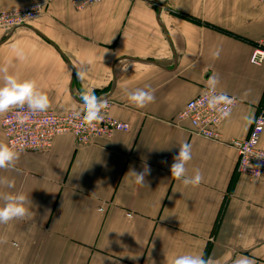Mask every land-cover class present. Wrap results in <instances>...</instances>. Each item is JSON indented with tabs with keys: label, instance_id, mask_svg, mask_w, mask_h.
Here are the masks:
<instances>
[{
	"label": "crops",
	"instance_id": "1",
	"mask_svg": "<svg viewBox=\"0 0 264 264\" xmlns=\"http://www.w3.org/2000/svg\"><path fill=\"white\" fill-rule=\"evenodd\" d=\"M34 5L42 8L36 18L0 29V68L34 79L58 112L79 110L77 94L91 88L130 130L89 144L60 134L48 150L18 152L13 168L0 169V179L32 201L31 215L0 224V264H173L201 253L209 264H264V180L236 173L238 153L228 143L245 138L264 111V61L250 62L264 42V5L0 0L7 9ZM213 75L215 88L239 100L217 127L220 141L178 118ZM146 85L154 99L137 107L127 93ZM0 142L7 143L1 125ZM182 142L191 145L186 174L198 169V185L170 174ZM145 165V183H134L126 173Z\"/></svg>",
	"mask_w": 264,
	"mask_h": 264
},
{
	"label": "built area",
	"instance_id": "2",
	"mask_svg": "<svg viewBox=\"0 0 264 264\" xmlns=\"http://www.w3.org/2000/svg\"><path fill=\"white\" fill-rule=\"evenodd\" d=\"M77 8H84L102 0H72ZM133 1V0H129ZM264 5V0H259ZM42 11L39 5L24 8L4 9L0 7V29L9 31L26 24L36 18ZM264 61V42L256 46L250 55V62L261 65ZM212 91L205 87L195 97L189 99L179 112V119H187L192 125V132L208 139L222 140L221 133L217 130L218 125L225 119H217L215 111L207 108L205 96ZM216 92L222 90L215 88ZM224 92V91H223ZM228 94V93H227ZM233 97L231 112L239 100ZM76 109L58 112L47 109L43 113H28L27 108H12L5 112L0 125L6 142L16 146L17 152L48 150L56 136L69 134L79 144H89L95 139L107 138L116 131H129L130 124L114 117L110 112V102L102 109L103 119L92 125L86 124L82 118L74 113ZM230 112V113H231ZM27 114L24 124L16 123L17 114ZM82 117V114H81ZM9 123H5V121ZM264 132V111H260L253 120L248 135L243 139H232L228 143L238 153L236 172L251 178L264 180V149L260 146V139Z\"/></svg>",
	"mask_w": 264,
	"mask_h": 264
},
{
	"label": "clouds",
	"instance_id": "3",
	"mask_svg": "<svg viewBox=\"0 0 264 264\" xmlns=\"http://www.w3.org/2000/svg\"><path fill=\"white\" fill-rule=\"evenodd\" d=\"M22 55V52L18 53ZM124 66L122 70H126ZM0 113H5L12 108H27L28 113H43L49 107V97L47 93L37 86L36 81L31 78H21L15 72H9L7 67L0 68ZM217 77L210 76L207 80V87L211 89L205 96L207 108L213 110L217 114V119H224L230 115L231 105L234 98L226 92H216ZM78 111L74 115L89 125L99 122L103 119L102 109L107 107V101L98 97L91 88H84L78 94ZM127 99L137 107H143L154 99L153 91L149 86L137 88L127 93ZM82 114V117H81ZM251 116H246L245 120L251 123ZM27 120V114H17L16 123L24 124ZM9 123V121H5ZM18 157L16 146L9 143L0 142V169L13 168ZM191 145L188 142L178 144V151L173 157L170 165V174L179 180L185 186L198 185L202 176L200 171L194 170L192 175L186 174V162L191 160ZM149 168L145 165L140 172L130 169L126 174L130 173L131 180L136 184H144L145 176L149 172ZM0 183L6 184L9 191L0 193V224L6 223L14 218H22L31 215L29 205L32 203L29 193L15 188L13 180L4 181L0 179ZM173 264H209L203 254H183L174 258ZM234 264H253V261L247 257H240L235 260Z\"/></svg>",
	"mask_w": 264,
	"mask_h": 264
},
{
	"label": "rangeland",
	"instance_id": "4",
	"mask_svg": "<svg viewBox=\"0 0 264 264\" xmlns=\"http://www.w3.org/2000/svg\"><path fill=\"white\" fill-rule=\"evenodd\" d=\"M35 6V5H34ZM1 7V6H0ZM26 7H32V6H26ZM3 8V7H2ZM22 8H24V7H22ZM4 9H7V8H4ZM13 9H15V8H13ZM238 159V158H237ZM237 173V172H236ZM242 175V174H241Z\"/></svg>",
	"mask_w": 264,
	"mask_h": 264
}]
</instances>
